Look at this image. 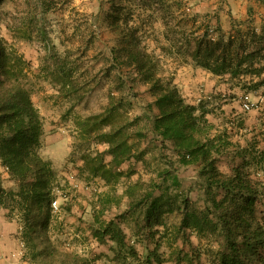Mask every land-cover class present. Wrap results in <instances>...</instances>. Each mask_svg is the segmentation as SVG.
Segmentation results:
<instances>
[{"label": "trees", "instance_id": "obj_1", "mask_svg": "<svg viewBox=\"0 0 264 264\" xmlns=\"http://www.w3.org/2000/svg\"><path fill=\"white\" fill-rule=\"evenodd\" d=\"M26 2L22 0L23 4ZM50 2L33 0L30 5L35 12L33 16H39L35 34L44 45L37 76L46 78L57 96L65 99L69 104L66 114H70L91 90L92 83L89 72L85 78L75 76L70 53H59L51 43L45 31ZM258 2L263 13L259 24L253 14V5H249L243 16L237 18L234 13H229L230 27L226 29L217 11L200 13L186 0H140L141 7L161 17L165 27L170 21H177V29L170 31L172 35L168 37L171 58L180 60L186 50L196 67L247 91H255L264 84V0ZM111 4L114 9L122 7L115 0ZM118 18L117 12L112 13L110 25L115 29L116 39L107 60L111 67L124 68L132 82L144 85L153 100L144 115L145 131L136 126L131 140L125 138L103 150L91 149L103 126L109 127V134H115L132 123L126 117L118 125L113 121L120 105L109 101L102 112L76 116L79 133L72 142V154L78 155L82 161L81 171L88 179H117L122 173L120 167L128 162L127 174H134L130 161L145 160V151L150 147L139 149L140 140L152 134L153 142L171 146L181 165H198L206 205L197 207L187 197L179 195H170L166 203L150 201L153 189L160 185L154 184L149 192L142 186L135 203L128 208L130 212L141 210L145 220L142 228H166L162 214L175 211L179 217L174 230L184 244L192 246L186 236L187 230L195 232L199 239L212 235L223 239L220 246L226 250L219 254L217 264H264V223L255 215V206L263 194L261 183L252 179L250 172L244 169L253 165L257 157H252L253 160L245 158L230 174L223 173L217 163L224 150L235 144L229 137V127L234 123L219 130V125L212 122L209 115L225 114L222 106L209 105L204 100L190 103L175 83L173 74L164 75L161 55L148 51L136 29L124 28ZM20 20L26 21L25 18ZM19 24L24 26L25 22ZM5 26L12 30L9 23ZM13 34L26 36L25 31L14 30ZM30 70V61L0 35V167L7 170L10 180L16 183L15 189H7L0 180V208H10L11 211L19 207L23 210L26 232L36 237L31 242V258L37 260L36 264H94L92 261L100 256L81 258L71 251H61L57 241L47 234L41 235L48 227L59 182L51 161L39 153L43 122L33 101ZM110 99L113 100L112 95ZM242 120L240 116L235 123L239 128L244 126ZM216 129L218 133H213ZM259 158L255 161L257 165L264 161L263 153ZM160 174L170 175L169 168ZM173 181L176 182L175 176ZM123 216L121 213L108 220L95 221L90 231L98 244L108 246L112 261L128 264L129 255L138 258L139 254L135 245L128 243L122 227ZM158 246L148 249L143 264H164L165 259L157 253ZM195 258L197 264H203L197 255L189 258L188 253L180 250L175 262L194 264L192 259Z\"/></svg>", "mask_w": 264, "mask_h": 264}, {"label": "rangeland", "instance_id": "obj_2", "mask_svg": "<svg viewBox=\"0 0 264 264\" xmlns=\"http://www.w3.org/2000/svg\"><path fill=\"white\" fill-rule=\"evenodd\" d=\"M26 1L23 4L22 0H0V35L31 63L29 80L34 88L33 101L43 122L39 153L51 161L58 175L59 188H55L56 198L52 201L51 218L41 235L47 234L50 239L57 241L56 245L61 251H71L81 258L100 256L92 261L94 264H121L112 261V252L107 245H100L91 237L90 226L95 221L108 220L122 213V227L127 234L128 243L134 244L139 254L138 258L129 255L128 264H143L148 249L155 248L156 244L159 245L157 253L165 259L164 264H186L175 262L180 250L188 253L189 258L197 255L200 263L217 264L219 254L226 250L220 246L223 242L221 237L212 235L199 239L190 230L186 231V236L190 238L192 246L184 244L174 230L179 217L175 211L162 214L166 228L153 226L144 229L142 227L145 220L141 210L130 212L128 209L135 203L142 186L149 192L154 184L160 187L153 189L150 201L153 199L166 203L170 195H179L187 197L197 207L203 208L206 205L204 183L199 176L198 165H181L170 145L153 142V136L149 133L147 139L140 140L139 145V149L150 147L145 151V160L130 161L134 174H127L129 163L126 162L120 167L122 173L117 179L107 180L86 178V174L81 171L82 161L78 155L72 154V142L79 133L75 123L76 116L84 117L102 112L109 101L120 105L119 112L113 119L116 125L123 122L125 117L132 123L115 134H109V127L103 126L99 137L91 144L92 150H103L109 144L125 138L131 140L136 126L145 131L144 115L153 98L144 85L130 80L124 68L111 67L107 60L116 39L115 29L110 25L114 12L118 13V21L124 28L136 29L141 36L142 45L148 51L161 55L164 75L173 74L175 83L190 103L197 104L204 100L209 105L214 103L222 106L225 114L209 115V119L219 125V130L228 123H234L229 127V137L235 144L224 150L217 166L223 173L230 174L245 158L253 160L252 157H257L253 160V165H247L244 169L250 172L252 179L261 183L260 190L263 194L255 206V215L264 223V161L259 165L255 162L260 159L261 153L264 158V84L255 91H247L234 83L229 84L225 79L196 67L186 50L180 60L171 58L168 37L177 29V21H170L165 27L161 17L153 15L150 9L141 7L140 0H115L121 3L122 7L119 9L113 8L112 0H51L45 31L59 53H70L75 76L82 75L85 78L89 72L92 83L91 90L83 100L70 114H66L69 104L64 98L57 96L56 90L46 78L37 76L44 45L35 34L39 16H33L35 12L30 6L33 0ZM186 1L200 13L217 11L222 26L225 25L226 29L230 27L229 13H234L238 18L245 15L249 5H253L257 24L263 17L258 0ZM24 18L26 21L20 20ZM21 22H25V25L20 26ZM5 23H9L12 30H7ZM32 29L34 30L31 31ZM14 30L19 33L25 31L26 36H14ZM246 102L250 103L249 110L243 108ZM240 116L243 118V128L235 124ZM218 129L213 130V133H218ZM167 168L170 175H161V171ZM173 176L176 177V182L173 181ZM0 180L5 188H16V183L10 180L7 170L2 167ZM150 180L153 183L147 185ZM9 211L10 208H0V264H36L37 260L31 258V242L36 237L26 232L23 210L14 207ZM192 260L197 264L196 258Z\"/></svg>", "mask_w": 264, "mask_h": 264}, {"label": "built area", "instance_id": "obj_3", "mask_svg": "<svg viewBox=\"0 0 264 264\" xmlns=\"http://www.w3.org/2000/svg\"><path fill=\"white\" fill-rule=\"evenodd\" d=\"M243 108L246 109V110H249L250 109V103H244L243 104Z\"/></svg>", "mask_w": 264, "mask_h": 264}]
</instances>
